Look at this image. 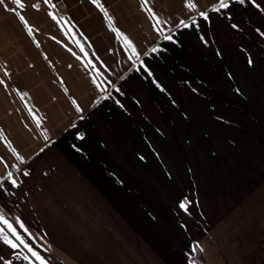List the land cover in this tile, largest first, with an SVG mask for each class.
I'll use <instances>...</instances> for the list:
<instances>
[{"label": "crops", "instance_id": "crops-1", "mask_svg": "<svg viewBox=\"0 0 264 264\" xmlns=\"http://www.w3.org/2000/svg\"><path fill=\"white\" fill-rule=\"evenodd\" d=\"M98 2L0 3V264H264V0Z\"/></svg>", "mask_w": 264, "mask_h": 264}, {"label": "snow or ice", "instance_id": "snow-or-ice-1", "mask_svg": "<svg viewBox=\"0 0 264 264\" xmlns=\"http://www.w3.org/2000/svg\"><path fill=\"white\" fill-rule=\"evenodd\" d=\"M14 2L16 4H19L21 7H24L23 0H14ZM237 2L240 3V4H244L245 0H237ZM251 2L253 4H255L257 8L261 7L260 3H257V0H251ZM0 3H3V0H0ZM44 3L47 4L48 0H44ZM92 3L95 4L98 8H100L102 12H104L105 17L110 22L109 23V27H113V25L111 23L113 18H112V16L108 15V11H107V9L104 8V5L99 3L98 0H92ZM145 3H147V0H145ZM184 3L187 6V8H189V9H196L197 8V4L195 3V0H184ZM232 3H233V0H217L216 3L210 4L209 7L213 11L219 12L221 9H228L230 4H232ZM3 6L5 8L8 7L7 4H4ZM34 7L38 8L39 4H35ZM13 11H15V10H13ZM197 15L199 17H202L205 21H209L210 20V14H209L208 11H199V12H197ZM228 15L231 16V13L229 12ZM152 16H153V18H155L157 20L156 30L158 32H160L161 35H163V31L161 30L160 25L161 24H167L168 21L167 20H161V18L158 17L155 12L152 13ZM53 18L54 19L56 18L54 14H53ZM19 19L24 22V24L28 27L29 33H31L32 32V26L29 25V22L25 19V17L23 15H19ZM192 25H195V26L198 27V25L196 23V20H195V17H190V22L189 23H186L183 19H181L179 21V24L177 25V27L188 28V27H190ZM232 26L233 27H238V25H236V24H233ZM114 31H116L117 33H119V35L121 37H123L125 43L129 47H131L133 52L136 51L135 46L132 44V41L123 32H121L120 29L114 28ZM256 31L260 32L259 29H257ZM260 35L264 36V32H260ZM164 39L171 41V40L174 39V37L172 35H167V36H164ZM152 51L153 52L157 51V48H153ZM252 62L253 61H252L251 57H249L248 58V63L251 64ZM140 63L143 64L144 62L140 61ZM145 67H147V66L145 65ZM6 73H7V70H6ZM148 74L151 75V70L150 69L148 70ZM157 86H160V85L157 84ZM113 87H115V85H113ZM117 103H119V101H117ZM77 107H79V106L77 105ZM5 143L11 149V151L15 154V156H16V158L18 160L23 161L25 159L23 156L20 155V153L14 147H12L11 141H7L6 140ZM0 160H3V157H0ZM7 166L8 165L5 164V167H7ZM15 166L16 165H13V167H15ZM24 174L27 175V173H24ZM6 175H7L8 180H10L13 185L17 184V180L13 177V174L11 172H7ZM3 179H4V177L0 176V180H3ZM0 187H2V185H0ZM180 207L184 208L185 211H187V204L185 202L182 201L180 203ZM15 219L20 224V227L24 228V230L27 232L28 229L24 226L23 221L20 220V217L17 216ZM0 222H2L4 225H6L7 228L11 231V233L13 235H15V237H16V239H13L12 236H9L7 233L4 232L3 228H0V235H2V238H3L5 243H7L8 245H11L13 248L19 247V244H17L16 240H19L20 243H24L23 238L20 236V234L17 232L16 228L13 226V221L7 218L3 208H0ZM29 235H31V233H29ZM25 247H27L29 252L31 253V257L26 255L24 257L25 259L31 260L32 257H35V259L39 261V264H49V262L43 256H41L40 253L38 251H36L31 245L25 244ZM33 264H34V262H33ZM193 264H196V262L193 261Z\"/></svg>", "mask_w": 264, "mask_h": 264}, {"label": "trees", "instance_id": "trees-1", "mask_svg": "<svg viewBox=\"0 0 264 264\" xmlns=\"http://www.w3.org/2000/svg\"><path fill=\"white\" fill-rule=\"evenodd\" d=\"M191 261L192 262L195 261L196 264H207L206 259H205V255H204L203 251L201 250V248L196 247L195 253L191 257Z\"/></svg>", "mask_w": 264, "mask_h": 264}]
</instances>
